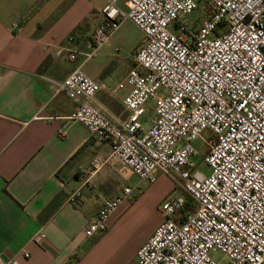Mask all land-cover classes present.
<instances>
[{"label": "built area", "instance_id": "2783aa9c", "mask_svg": "<svg viewBox=\"0 0 264 264\" xmlns=\"http://www.w3.org/2000/svg\"><path fill=\"white\" fill-rule=\"evenodd\" d=\"M104 1L84 60L95 57L124 20L141 31L135 65L118 84L129 87L127 117L97 105L100 85L79 67L48 81L56 93L79 100L69 119L110 143L105 160H118L140 180L153 182L161 173L173 182L159 205L162 221L136 252L138 264H264V0H202L208 15L196 29L183 16L200 0ZM78 53L71 48L68 58ZM150 100L155 115L144 127ZM206 129L213 135L204 157L208 175L191 161L193 141ZM131 194L124 187L105 199L83 233L105 230ZM45 238L39 231L32 241ZM215 251L226 260H216ZM0 264L20 263L0 253Z\"/></svg>", "mask_w": 264, "mask_h": 264}, {"label": "crops", "instance_id": "0c3cea01", "mask_svg": "<svg viewBox=\"0 0 264 264\" xmlns=\"http://www.w3.org/2000/svg\"><path fill=\"white\" fill-rule=\"evenodd\" d=\"M104 3L0 0V253L15 255L20 264H138L136 252L162 221L159 205L173 190L161 173L143 189L121 162L105 160L110 143L69 119L79 100L56 93L48 81L79 67L100 85L97 105L115 118L127 117L129 87L118 84L135 65L139 45L121 57L112 49L116 30L84 60ZM71 48L79 51L74 60ZM94 158L105 161L92 167ZM124 187L132 188L131 197L109 215L105 230L86 236L83 228L103 201ZM74 191L79 194L70 201ZM150 212L151 225L140 233ZM39 231L46 236L41 244L32 241Z\"/></svg>", "mask_w": 264, "mask_h": 264}, {"label": "rangeland", "instance_id": "374dc122", "mask_svg": "<svg viewBox=\"0 0 264 264\" xmlns=\"http://www.w3.org/2000/svg\"><path fill=\"white\" fill-rule=\"evenodd\" d=\"M204 6H205V2L200 0L197 9H195L191 14L183 16V19H186L188 21V24L191 25L192 29H196L200 25V23L207 17L208 14ZM114 38L115 39H113L112 41V45L114 47L112 48L113 51L115 52V49H117L119 55L127 59L130 56V52L134 50L136 46L139 45L142 39V33L129 19H126L119 25L117 29V36ZM145 108H146V112L144 116L141 118V122L144 127H148L155 115L153 101L150 100L145 105ZM212 137H213L212 133L206 129L201 133L199 137H197L193 141V145L196 148L197 153L191 158V161L194 164V167L205 175H208L210 172V168L208 164L205 162L204 157L208 150L207 141H210ZM137 180L139 179L137 178ZM139 182H140V187L143 189L152 183L144 180H140ZM164 184L166 186L167 185L169 186L170 183L167 182ZM173 186L174 185H172V188ZM153 196L154 194L149 195L148 197H153ZM153 217H154L153 212L152 213L150 212L148 217L144 218L140 222L139 226L141 227L138 229L140 233L141 231H145L147 226L151 225V221ZM212 256L218 261L226 260L225 256L219 251L213 252Z\"/></svg>", "mask_w": 264, "mask_h": 264}]
</instances>
